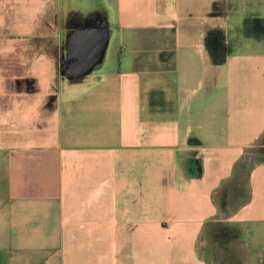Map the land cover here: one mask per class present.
<instances>
[{"label":"crops","instance_id":"obj_1","mask_svg":"<svg viewBox=\"0 0 264 264\" xmlns=\"http://www.w3.org/2000/svg\"><path fill=\"white\" fill-rule=\"evenodd\" d=\"M263 137L264 0H0V264H208Z\"/></svg>","mask_w":264,"mask_h":264},{"label":"rangeland","instance_id":"obj_2","mask_svg":"<svg viewBox=\"0 0 264 264\" xmlns=\"http://www.w3.org/2000/svg\"><path fill=\"white\" fill-rule=\"evenodd\" d=\"M264 138V137H263ZM263 139L237 164L233 178L217 192L219 214L201 234V250L208 264H264V248L253 253L239 228L234 211L247 200L253 166L264 158Z\"/></svg>","mask_w":264,"mask_h":264}]
</instances>
